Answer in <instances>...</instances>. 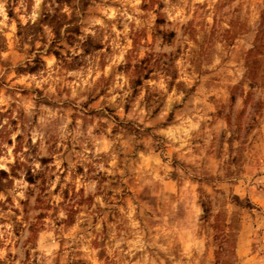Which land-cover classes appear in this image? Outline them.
Here are the masks:
<instances>
[{"label": "clouds", "instance_id": "obj_1", "mask_svg": "<svg viewBox=\"0 0 264 264\" xmlns=\"http://www.w3.org/2000/svg\"><path fill=\"white\" fill-rule=\"evenodd\" d=\"M258 34L264 0H0V239L31 253L0 261L190 264L151 224L181 202L201 215L235 204L241 168L264 184ZM77 186L101 195L73 211ZM102 198L120 205L111 223ZM255 215L264 229V205ZM33 225L55 233V260L37 254ZM252 236L264 257V231Z\"/></svg>", "mask_w": 264, "mask_h": 264}, {"label": "rangeland", "instance_id": "obj_2", "mask_svg": "<svg viewBox=\"0 0 264 264\" xmlns=\"http://www.w3.org/2000/svg\"><path fill=\"white\" fill-rule=\"evenodd\" d=\"M223 5L221 6V10ZM10 15H12L10 13ZM53 22L55 17L52 18ZM210 25L209 35H216V24L214 19L208 21ZM256 57L252 59L254 70L261 71L257 61L259 55L264 53V34H258L252 38ZM147 79V77H145ZM150 83V82H149ZM84 170L77 169V175H82ZM100 175V184L107 182V173ZM239 179H243L248 185L243 189L242 194L234 195L232 200L235 204L217 203L213 206L211 203L207 205L206 214L201 215L200 207L193 204L185 207L183 203L176 204L172 209L171 214H165L159 219L152 221V228L158 229L162 240L168 241L172 245V254L175 258H179L180 254H186L185 259L190 260V264H264L262 257L256 249L252 233L255 231L259 236L264 229H261L259 223L256 222L255 213L264 205V200L261 199L262 189L264 184H259L257 181L261 177V173L256 172L251 179L247 178V170L241 168L238 172ZM239 179L237 183H239ZM29 183H35V180L29 174ZM54 193L60 192V187L57 185L53 189ZM73 192L81 196V200L74 206L83 209L85 204L95 203L93 193L101 195L96 188H91L87 193L84 188L75 187ZM135 189H127L128 195H132ZM72 195L67 189L63 192L64 200H69ZM104 196L111 197L112 193L107 192ZM143 195V193H139ZM151 195V194H149ZM127 199V197H125ZM147 199V198H146ZM24 203V202H22ZM37 203H42L38 198ZM101 210L108 213L106 220L108 223L113 221L114 216L119 215L120 205L116 204L111 210L103 208V198L100 201ZM45 210L40 211L35 217L37 222L47 223V213L52 212L51 205H45ZM202 207V206H201ZM59 216L58 212L53 213ZM77 215L80 213L77 212ZM71 223L68 224L69 230L75 227V218H69ZM57 227L60 225L57 224ZM35 230L34 247L37 254L43 253L45 256L51 255L53 260L56 259L55 253L59 251V247L50 248L49 242L55 233H47L38 225H33L30 231ZM13 236L19 237L18 228H13ZM67 238V235L65 236ZM24 245L19 240L15 243L8 239H0V257H6L9 260L20 259L21 255L24 258H29L31 253L23 251ZM87 253L81 254V259L76 261V264H92L90 259L85 258ZM0 264H3L0 261Z\"/></svg>", "mask_w": 264, "mask_h": 264}]
</instances>
